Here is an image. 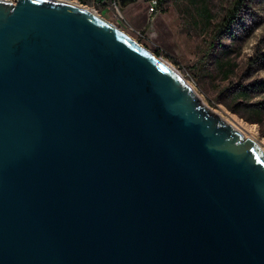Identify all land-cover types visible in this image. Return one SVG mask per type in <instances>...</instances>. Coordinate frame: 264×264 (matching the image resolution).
<instances>
[{"label": "water", "instance_id": "obj_1", "mask_svg": "<svg viewBox=\"0 0 264 264\" xmlns=\"http://www.w3.org/2000/svg\"><path fill=\"white\" fill-rule=\"evenodd\" d=\"M0 264H264V150L96 8L0 0Z\"/></svg>", "mask_w": 264, "mask_h": 264}, {"label": "rangeland", "instance_id": "obj_2", "mask_svg": "<svg viewBox=\"0 0 264 264\" xmlns=\"http://www.w3.org/2000/svg\"><path fill=\"white\" fill-rule=\"evenodd\" d=\"M77 1L176 65L210 107L264 142V0H159L153 13L149 0Z\"/></svg>", "mask_w": 264, "mask_h": 264}, {"label": "bare ground", "instance_id": "obj_3", "mask_svg": "<svg viewBox=\"0 0 264 264\" xmlns=\"http://www.w3.org/2000/svg\"><path fill=\"white\" fill-rule=\"evenodd\" d=\"M76 2H78L79 4H81L82 6H86V7H89L88 5H85V4H82L80 3L79 1L77 0H74ZM218 112V111H216ZM224 119H226L228 122H230L233 126H235L238 130H240L243 134L244 137H252L253 139H255V137L252 135V131L250 130L249 128V124L246 125L244 122H242L238 117L234 116V115H228V116H225V115H222L220 114ZM256 140V139H255ZM263 148L264 150V142H261V141H258L256 140Z\"/></svg>", "mask_w": 264, "mask_h": 264}, {"label": "built area", "instance_id": "obj_4", "mask_svg": "<svg viewBox=\"0 0 264 264\" xmlns=\"http://www.w3.org/2000/svg\"><path fill=\"white\" fill-rule=\"evenodd\" d=\"M115 3H117V0H114ZM159 5V0H149V12L153 13L155 10H157Z\"/></svg>", "mask_w": 264, "mask_h": 264}, {"label": "trees", "instance_id": "obj_5", "mask_svg": "<svg viewBox=\"0 0 264 264\" xmlns=\"http://www.w3.org/2000/svg\"><path fill=\"white\" fill-rule=\"evenodd\" d=\"M96 2H99V3H101V4H104V3H106V0H96ZM205 11H206L205 15H206V16H209V11H208L207 8H205Z\"/></svg>", "mask_w": 264, "mask_h": 264}]
</instances>
